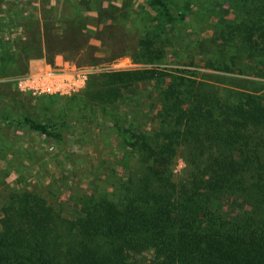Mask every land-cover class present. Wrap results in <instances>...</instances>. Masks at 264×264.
Listing matches in <instances>:
<instances>
[{"label": "trees", "instance_id": "1", "mask_svg": "<svg viewBox=\"0 0 264 264\" xmlns=\"http://www.w3.org/2000/svg\"><path fill=\"white\" fill-rule=\"evenodd\" d=\"M230 1L240 21L227 25L224 37L249 45L259 40L254 74L264 79V0ZM147 7L155 33L150 39L144 32L133 61L139 56L152 65L165 57L157 39L184 22L187 8L169 0H147ZM113 10H100L99 17L111 20ZM80 20L56 19L39 30L31 23L25 42L8 49L0 43V76L26 73L31 57L89 49L88 26ZM219 64L222 72H235L226 61ZM143 85L154 88L158 106L149 121L134 123L127 109ZM85 97L111 126L121 176L109 168L118 177H108L110 194L92 192L70 220L36 194L14 193L0 207V264H143L147 254L149 264H264L262 89L220 91L185 71L150 69L104 73ZM20 124L59 140L53 125L29 118ZM179 159L185 168L175 180Z\"/></svg>", "mask_w": 264, "mask_h": 264}, {"label": "rangeland", "instance_id": "2", "mask_svg": "<svg viewBox=\"0 0 264 264\" xmlns=\"http://www.w3.org/2000/svg\"><path fill=\"white\" fill-rule=\"evenodd\" d=\"M169 1L187 8L185 20L157 39L165 57L150 65L139 56L138 62L133 61L144 32L150 39L155 33L147 0H0V43L6 49L29 38V24L39 30L56 19L68 22L73 15L88 26L90 36L89 49L84 47L78 55L31 57L26 73L0 76V207L14 193L27 191L70 220L80 214L92 192L110 194L112 179L108 177H118L110 176L109 168L120 175L116 165L120 152L107 118L90 108L85 97L88 85L104 73L154 69L178 75L185 71L220 91L252 92L259 87L264 92V79L254 74L259 40L249 45L227 42L224 37L227 25L240 21L239 10L232 6L230 10V0ZM109 7L114 9L111 20L99 17L98 12ZM12 52L15 57L19 50L15 46ZM225 61L234 73L218 69ZM39 69H62L70 76L68 82L80 74L84 82L78 90L74 86L75 91L63 94L33 96L21 90L19 79ZM156 96L152 86H141L132 108L127 109L130 121H149L150 112L158 106ZM24 118L55 126L59 142L21 125ZM184 168L179 159L175 180ZM151 261L152 255L147 254L143 264Z\"/></svg>", "mask_w": 264, "mask_h": 264}, {"label": "built area", "instance_id": "3", "mask_svg": "<svg viewBox=\"0 0 264 264\" xmlns=\"http://www.w3.org/2000/svg\"><path fill=\"white\" fill-rule=\"evenodd\" d=\"M70 77V76H68ZM68 77L62 69H39L23 78L19 79V88L33 96L41 94H63L77 90L84 82L83 75L77 74L76 79L68 82Z\"/></svg>", "mask_w": 264, "mask_h": 264}]
</instances>
